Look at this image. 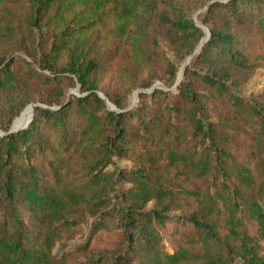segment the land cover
Masks as SVG:
<instances>
[{
	"label": "trees",
	"instance_id": "trees-1",
	"mask_svg": "<svg viewBox=\"0 0 264 264\" xmlns=\"http://www.w3.org/2000/svg\"><path fill=\"white\" fill-rule=\"evenodd\" d=\"M108 37L134 79L104 97ZM259 68L264 0H0V264H264Z\"/></svg>",
	"mask_w": 264,
	"mask_h": 264
},
{
	"label": "rangeland",
	"instance_id": "rangeland-1",
	"mask_svg": "<svg viewBox=\"0 0 264 264\" xmlns=\"http://www.w3.org/2000/svg\"><path fill=\"white\" fill-rule=\"evenodd\" d=\"M204 7H195L191 10V14L193 18L195 19L196 23L201 25L204 29L208 26L199 18V14L203 11ZM93 35H97L98 32H93ZM162 40V49H164L166 52L172 54V50L170 49V46L167 44V42L164 40L162 35H159ZM100 43V50L101 52L104 51V54L111 53L113 57V64L111 66V72L106 73L103 76V79L100 84L101 91L103 92L106 90H110L113 93H117L120 95H123L126 93V91L129 89L132 79H134V76H130L129 74L125 73L122 68L125 65H129L130 61L128 60V55L125 54L122 56L123 50L120 51V54L117 56V49H118V42L115 37H108V38H101L99 39ZM125 50V49H124ZM163 64L161 66L158 65V68L154 70L155 72H160L162 70ZM147 76L150 75L148 71H145L141 76ZM155 86L159 87H166L163 80H161L159 77L155 80ZM68 93H80V86L77 84H72V82L68 81ZM264 88V68H259L256 71H254L251 75L248 76V78L245 79V84L243 85V92L247 95L250 94H258L262 89ZM139 90H149V88H142L141 86L135 87L131 92L127 94V102L129 105L135 104L139 99V94L136 97V91ZM38 103H41L39 101H35ZM42 104V103H41ZM32 105H28L26 109ZM33 107V106H32ZM34 108V107H33ZM35 110V108H34ZM24 112V110L22 111ZM23 114V113H22ZM21 114V116H22ZM20 116V117H21ZM19 117V116H18ZM19 117V118H20ZM13 123V122H12ZM12 125V124H11ZM23 124H19L17 126H21ZM1 127V126H0ZM11 127V126H10ZM117 164L127 166L129 165L128 160H118ZM112 168V165L110 166ZM85 233L84 232H76L73 236H66L65 238H62L58 241L56 247L54 248V252H56L59 256H66L69 259L78 257L80 260H85L86 256L84 254H81L79 252V245L84 242L85 240Z\"/></svg>",
	"mask_w": 264,
	"mask_h": 264
},
{
	"label": "water",
	"instance_id": "water-1",
	"mask_svg": "<svg viewBox=\"0 0 264 264\" xmlns=\"http://www.w3.org/2000/svg\"><path fill=\"white\" fill-rule=\"evenodd\" d=\"M205 31H206V37L209 36V32H210L209 28L206 27ZM206 37H204V39H206ZM204 39H203V41H204ZM190 58H191V55H189V56L187 57V59H186L184 65H183V67H182L181 74L183 73L184 68H185V66H186V64H187V62L189 61ZM179 77H180V76H179ZM154 86H155V85H154ZM100 94H101L102 96L106 97L105 93L100 92ZM138 94H139V90L136 91V97L138 96ZM108 103H109V105H110L111 107L114 108L113 103H111V101L108 100ZM30 104L34 105V108H35L37 105H41V103H38V102H32V103H30ZM34 113H35V111H34ZM34 113L32 114V116H31V118L29 119V121L26 122L24 125H21V126H15V125H14L15 120H16V118H17V117H16V118L13 120V123H12V125H11V127H10V129H9L8 132H11V131H14V130H17V129H19V128H22V127L27 126V125L29 124V122L31 121V119L33 118ZM21 114H22V112H21ZM21 114H20V115H21ZM0 133H5V131H4L1 127H0Z\"/></svg>",
	"mask_w": 264,
	"mask_h": 264
},
{
	"label": "bare ground",
	"instance_id": "bare-ground-1",
	"mask_svg": "<svg viewBox=\"0 0 264 264\" xmlns=\"http://www.w3.org/2000/svg\"><path fill=\"white\" fill-rule=\"evenodd\" d=\"M182 70V69H181ZM179 76H181V72L179 73ZM32 105V104H30ZM34 107V105H32ZM32 106H29L27 109L24 110V112H22V116L19 118L17 117L15 120L14 125L17 126L19 124H25L26 122L29 121V119L31 118L32 114L34 113V108Z\"/></svg>",
	"mask_w": 264,
	"mask_h": 264
}]
</instances>
